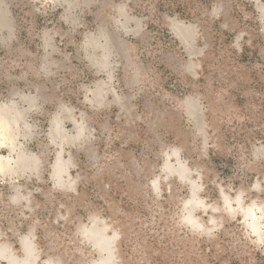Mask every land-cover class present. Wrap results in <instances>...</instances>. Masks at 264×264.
<instances>
[{
	"label": "rangeland",
	"instance_id": "obj_1",
	"mask_svg": "<svg viewBox=\"0 0 264 264\" xmlns=\"http://www.w3.org/2000/svg\"><path fill=\"white\" fill-rule=\"evenodd\" d=\"M0 108V264H264V0H0Z\"/></svg>",
	"mask_w": 264,
	"mask_h": 264
},
{
	"label": "bare ground",
	"instance_id": "obj_2",
	"mask_svg": "<svg viewBox=\"0 0 264 264\" xmlns=\"http://www.w3.org/2000/svg\"><path fill=\"white\" fill-rule=\"evenodd\" d=\"M16 118L10 114V110L7 108H0V130H7L14 122ZM6 138H10L12 135L8 131H3ZM1 162V161H0ZM5 165L0 163V168H3ZM89 236L94 239L97 246L104 252H108L109 256L107 259L98 262L96 264H113L111 260V243L110 236L105 232L104 228L92 227L87 229ZM29 251L32 252L31 247L29 246ZM0 254H3V250L0 251ZM9 264H28L27 261H18L14 258H10Z\"/></svg>",
	"mask_w": 264,
	"mask_h": 264
}]
</instances>
